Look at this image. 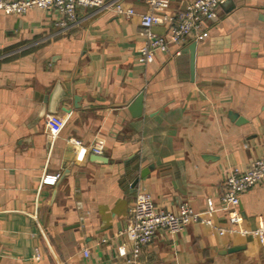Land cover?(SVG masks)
I'll return each mask as SVG.
<instances>
[{"label": "crops", "instance_id": "obj_1", "mask_svg": "<svg viewBox=\"0 0 264 264\" xmlns=\"http://www.w3.org/2000/svg\"><path fill=\"white\" fill-rule=\"evenodd\" d=\"M147 1L107 0L131 17L80 8L66 28L50 10L0 11V264H126L123 233L142 187L159 209L202 212L208 199L217 209L211 225L157 232L141 264H264L255 233L264 183L241 196L240 224L219 205L228 172L264 157V0H225L196 42L193 78V38L181 55L171 47L139 61ZM167 1L176 17L194 0ZM141 94L143 114L133 118ZM53 117L63 121L57 134Z\"/></svg>", "mask_w": 264, "mask_h": 264}, {"label": "built area", "instance_id": "obj_2", "mask_svg": "<svg viewBox=\"0 0 264 264\" xmlns=\"http://www.w3.org/2000/svg\"><path fill=\"white\" fill-rule=\"evenodd\" d=\"M225 0H194L178 13L176 17H168L165 12L169 7L167 0H148L147 11L141 15V35L145 38V45L140 51L139 61L142 64H151L157 55H166L171 47H178L177 55L190 39L198 42L208 33L205 25L218 17V11ZM89 8L96 10L108 9L118 15L131 17L135 10H125L118 2L107 3V0H0V11L5 14L24 16L31 10H50L59 17L55 23L57 27L66 28L77 22L78 9ZM168 24L166 35H156L153 32L155 25ZM63 125L59 118H52L51 133L57 134ZM95 154H101L98 149ZM60 175L48 176L45 184L54 185ZM264 183V157L254 160L247 169H231L224 183V191L220 196L219 205L226 212L231 225L240 224L243 220L241 210V196L254 186ZM134 204L129 210V220L125 234L131 244V253L126 264H141L142 250L148 246L157 232L164 230L173 237L180 234L191 223L205 225L212 224V216L217 207L212 199L207 200L206 210L196 211L192 206L183 203L177 211H166L155 206L152 195L145 187L138 188ZM219 234H234L235 230L219 229ZM261 244L264 246V222L261 221L255 231ZM119 256L126 257L124 249L118 250ZM86 256L88 255L85 252ZM39 259V256H37Z\"/></svg>", "mask_w": 264, "mask_h": 264}, {"label": "water", "instance_id": "obj_3", "mask_svg": "<svg viewBox=\"0 0 264 264\" xmlns=\"http://www.w3.org/2000/svg\"><path fill=\"white\" fill-rule=\"evenodd\" d=\"M196 49H197V43L193 42L189 47L188 51L190 53V61H191V74L192 78L195 76V58H196ZM144 109V94H141L135 102L131 105L129 108V112L133 118L141 117L143 114ZM231 116L233 119L237 120L239 119V122H243V118H240L237 114L231 113ZM97 159H101L99 156H95ZM149 172V169H144L140 172V174L135 178V180L132 183V188L135 189L137 185L139 184V181L141 178H145L147 176V173Z\"/></svg>", "mask_w": 264, "mask_h": 264}]
</instances>
